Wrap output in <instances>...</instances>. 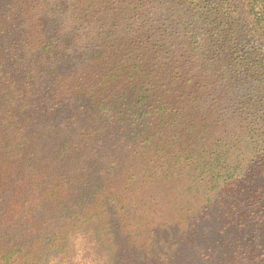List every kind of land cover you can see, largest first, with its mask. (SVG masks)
<instances>
[{
  "label": "rangeland",
  "instance_id": "1",
  "mask_svg": "<svg viewBox=\"0 0 264 264\" xmlns=\"http://www.w3.org/2000/svg\"><path fill=\"white\" fill-rule=\"evenodd\" d=\"M140 41L147 80L133 92L115 61ZM9 121L8 152L32 127L41 134L32 163L60 149L90 160L111 150L123 167L142 156L157 168L181 148L194 158L208 148L215 193L234 192L264 264V0H0V123ZM157 137L145 154L142 140ZM188 158L159 201L169 229H184L175 264H199L196 248L207 246ZM219 260L246 264L209 257Z\"/></svg>",
  "mask_w": 264,
  "mask_h": 264
},
{
  "label": "trees",
  "instance_id": "2",
  "mask_svg": "<svg viewBox=\"0 0 264 264\" xmlns=\"http://www.w3.org/2000/svg\"><path fill=\"white\" fill-rule=\"evenodd\" d=\"M142 28L137 26L134 32ZM146 50L141 41L135 42L115 61L130 91L136 92L147 80ZM10 124L0 123V264H175L184 229H169L171 216L159 201L188 157L196 165V213L208 219L198 229L207 241L206 247L196 248L199 264H210L209 257L217 255L259 264L261 243L247 238L244 212H238L239 203L231 198L234 192L226 187L215 193L208 148L196 158L181 148L157 168L142 156L123 167L111 150L90 160L84 153L60 149L50 159L36 156L32 163L33 137L41 134L30 128L27 144L8 152ZM160 142L158 137L142 140L144 153L151 154ZM105 157L111 159L108 165L102 162ZM155 253L160 254L151 261Z\"/></svg>",
  "mask_w": 264,
  "mask_h": 264
}]
</instances>
